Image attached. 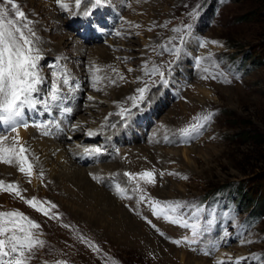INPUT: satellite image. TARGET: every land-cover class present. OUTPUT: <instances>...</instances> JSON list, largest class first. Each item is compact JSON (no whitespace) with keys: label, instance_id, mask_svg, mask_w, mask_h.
Instances as JSON below:
<instances>
[{"label":"rangeland","instance_id":"rangeland-1","mask_svg":"<svg viewBox=\"0 0 264 264\" xmlns=\"http://www.w3.org/2000/svg\"><path fill=\"white\" fill-rule=\"evenodd\" d=\"M66 1L74 10V1ZM16 2L31 22L29 26L35 32L33 40L40 55L47 57L39 62L48 83L40 85L44 89L38 97L47 98L53 80L51 68L64 66V61L71 72L70 80L87 79L83 87L80 84L77 87L78 96L72 101L73 115L67 119L81 130L84 138L82 143L79 140L81 146L99 143L101 151L107 150L108 155L100 159V154L92 151L86 154H90L87 160L94 159L93 155L99 160L86 162L87 156L81 154V150L76 155H82L78 166L88 169L107 164L110 168L119 161L118 155L126 164L124 168L131 173L135 170L136 174L141 165L126 160L124 151L136 144L151 146V139L160 128L163 129L160 136H164L151 151L159 163L158 176L150 192L140 194L144 198L142 203L132 206L130 199H125L133 189L130 179L127 191L121 194L111 186L125 189L122 182L126 177L114 179L113 183L111 180L97 184L109 192L116 191L111 192L115 196L110 198L114 205L116 201L121 203L120 213L113 210L111 199L96 205L91 199L83 200L85 193L74 197L67 193L65 186L60 191L51 187L50 173L55 177H73L77 171V166L67 158L64 163L53 157L48 174L42 172L41 176V172L36 175L33 171L31 183L25 175L21 174V179L17 172L11 173L12 166L0 163V169L9 172L8 177L0 180L18 184L26 199L36 197L57 206L44 205L49 209V215L45 216L16 196L0 192V211L19 210L41 225L33 231L44 241V246L32 253L26 251V264H264V206L258 192V185L264 183V0H107L89 19L105 22V25L115 19L113 27L119 29L121 35L107 36L100 43L88 20L73 16L71 11H62L56 0ZM196 8L198 15L192 19L189 13ZM80 20L85 21L88 29L83 36L85 23H80V31L76 29ZM188 24L193 25L190 32L184 30ZM63 41L67 47L58 57L51 52L52 46ZM77 42L87 46L82 62L76 61L78 57L71 50ZM202 42L208 43L200 47ZM48 45L51 47H46ZM98 46L118 54L116 72L124 71L129 75V79L123 76L125 87L137 84L149 87L145 101L138 108L131 106V109V101H116L102 84L105 76L92 71L95 64L90 57ZM176 49H180L179 55L175 54ZM154 63L153 68L165 73L166 86H160L158 74H151L153 68L144 73ZM77 71L83 75L78 76ZM91 73H98L101 81H94ZM59 77L62 96L66 85ZM136 90L133 94L138 95ZM152 92L156 95L150 97ZM54 103L57 102H51ZM94 104L96 106H91ZM77 105L81 107L79 111ZM109 108L118 121L103 133L100 127L110 114H106ZM53 110L54 107L45 109L38 105L28 111L30 117L27 119L25 114V122L29 127H20L18 132L20 129L29 132L35 125L46 124L49 115L45 112ZM209 114L211 118L204 120ZM128 116L137 118L135 130ZM192 125H199L197 132H181ZM89 126L98 130L85 137L83 128ZM126 130L136 135V144L117 141L118 137H125ZM78 138L77 135L67 139L74 150H79V144L75 145ZM104 139L111 140V150L106 144L100 145ZM20 142L27 147L26 142ZM29 147L27 156L35 168ZM144 171L139 170V173ZM134 188L139 190L138 186ZM151 200L183 204L185 207L176 212L169 210V215L182 218L189 226L154 216ZM125 216L134 220L137 217L143 222L140 225L143 237H134L128 226L124 233L113 229L115 220Z\"/></svg>","mask_w":264,"mask_h":264},{"label":"snow or ice","instance_id":"snow-or-ice-1","mask_svg":"<svg viewBox=\"0 0 264 264\" xmlns=\"http://www.w3.org/2000/svg\"><path fill=\"white\" fill-rule=\"evenodd\" d=\"M56 3L62 11H71L73 16H80L91 24L92 21L89 18L95 10L104 6L107 0H74V10L70 8L65 0H56ZM198 11V8L194 9L189 13V16L195 19ZM30 23L16 0H3L0 3V163L17 166L18 171L28 177V183H31L34 166L27 156L29 149L20 142L18 129L29 127L24 119L26 111L34 110L38 105H43L45 109H49L51 102L62 100L61 87L58 82L60 77L56 72L52 73L53 80L49 93L46 94L47 98L41 99L37 95L41 91L39 86L44 83L45 77L39 64L43 57L40 55V50L35 46L33 40L35 32L29 26ZM192 27L191 24L185 25L184 30L190 32ZM173 31L179 32L181 29H173ZM116 35H119V33H116ZM206 43L208 42H202L200 47H205ZM210 43L216 44L217 42L210 41ZM179 52L180 49L175 50L176 55H179ZM94 70L99 71L98 68ZM112 71L116 72L117 70L112 69ZM129 71L132 70L129 69ZM151 74L159 75L160 86L168 84L165 73L160 71L159 68L154 67ZM120 79H123V76H120ZM98 80L99 77H94V81ZM69 82L70 78L67 70H64L62 83L68 85ZM112 82L115 83V81ZM136 91L137 96L129 97L134 108H138L140 103L145 101L149 87L146 85ZM64 111L71 112V109L65 108ZM124 111L128 112L129 110L125 109ZM123 114L121 113V115ZM210 118L211 114L203 117L204 120ZM35 126L40 127V125ZM198 128L199 125H192L189 128L182 129L181 132L189 134L190 132H197ZM8 132L16 133V135L10 137L6 134ZM88 135L91 136L93 133L89 132ZM88 151V149H85V152ZM92 151L99 152L100 150L93 149ZM40 175L42 176L43 173L41 172ZM124 175L130 180L139 177L145 183H155L153 171L146 170L136 174L124 173ZM0 192H7L16 196L29 207L45 216L49 215V209L44 205H50L51 208L57 207L50 201H40L36 197L26 199L21 194L19 185L14 182L6 184L5 181L0 180ZM141 199L144 198L141 197ZM150 203L154 216L183 227L189 226L182 218H174L169 215V210L176 212L178 209L185 207L183 204L156 200H151ZM148 222L151 223V221ZM40 227L39 223L19 210L0 211V264H26L28 257H26L25 252L32 253L36 248L44 246V241L40 240L33 231L38 230ZM65 227L68 226L65 225ZM173 242L180 243V241ZM218 264H223V262H218Z\"/></svg>","mask_w":264,"mask_h":264},{"label":"bare ground","instance_id":"bare-ground-1","mask_svg":"<svg viewBox=\"0 0 264 264\" xmlns=\"http://www.w3.org/2000/svg\"><path fill=\"white\" fill-rule=\"evenodd\" d=\"M89 37H90L89 40L90 39L92 40V37L91 36H89ZM72 40H73V38H72ZM64 43L65 42L63 41V43L60 42V43H57V44L53 45L52 46L53 49H52L51 52L54 53L58 57H60V55H63L65 53V50H66V47H67V46L65 47ZM46 47H51V46L48 45ZM86 47L87 46L85 44H83L82 42H81V44H79V42H77L71 48L72 53H74V55L76 54L75 57H78L76 59V61H81L82 57L86 53ZM93 50H94V48H93ZM94 51L95 52L92 51V55H91L90 58L93 60V63L95 64V69L96 68L99 69V71H97V72H99V73H101V74H103L105 76L102 84H103L104 88H107L108 90H110L111 93L109 92V94H111L112 97L115 96L114 99H116V101L123 102V103L131 101L129 99V97L137 96L136 93L133 94L135 92L134 89H138V88L144 87V86L143 85H138V84L136 86L133 85L132 87L134 89H133L132 92H130L132 87H130V88L129 87H125L126 78L123 77V79H120V76H126L127 79H129V75H127L124 71L123 72L120 71L118 73L112 71V69H115V64L119 65L118 61L116 62V60H115V59H117L115 57L118 54L116 55L113 50H111L110 48H106L104 46L103 47L98 46L97 49L94 50ZM119 55H121V54L119 53ZM93 70L94 69H92V71ZM77 75L80 76V75H83V74L81 72H78ZM79 78H81V77H79ZM112 81H115V83H113ZM47 83L48 82H46V79H45L44 84H47ZM102 84H101V86H102ZM40 89L42 91V89H44V87L41 86ZM66 91L67 90L65 88L62 91L63 94ZM152 94H154V92H152L150 94V97H153V96L156 95V94H154L152 96ZM74 96H78V95L74 94ZM57 103H54V104H51V105L52 106H56ZM127 105H128V103H127ZM129 105H130V107L132 106V101H131V103L129 102ZM91 106H96V105L94 104V105H91ZM117 106L115 107L114 110L117 109ZM80 108H81L80 105L76 106V110L79 111ZM132 108L133 107H131V109ZM107 113H110V108L106 110V114ZM106 116H107L106 121L104 120L103 125H101V127H100V129L103 131V133H105V131L108 130L107 127L112 129L111 128L112 127L111 124H114V123L116 124V122L118 121V117L116 116V114H112V112L110 114H107ZM128 118H129V116H128ZM24 119H25V117H24ZM129 120L131 121V128L134 129V126L136 124L134 122L137 120V118L133 119V116H132V117L129 118ZM57 123L59 124V128H61V129H59V128L58 129H54L53 127H50V129L48 128L49 131L46 132V133L45 132H41V130L43 129L42 127L32 128V129L29 130V132L27 131L28 129L27 130L20 129L19 132H18L20 140L22 142H26L27 147L30 146L29 148L31 149L30 151H31V154L33 156L32 159H33V161H34V163L36 165L34 170H33L34 173L36 175H37L38 172H45V173L48 174L47 170L50 168V166H51L50 164H52L51 162H53V157H56V159H60V161L64 162V163H65L66 158H67L69 161H72V164H75L77 166L76 167L77 171H74V174L72 175L73 177H71V176H62V175H60L59 177H55V176H52V174L50 173L49 174V178H51L53 180L52 183H51V187H53L55 190H59L60 191V190H62L63 186H65V188L67 189V193L68 194L72 193L74 195V197L80 195L81 192L85 193L86 196L85 195L83 196V200L87 201V200L91 199V201L97 203L96 205H98V204L101 205V204H104L105 202L107 203V201L109 202L110 199H111L110 197H114L115 196V195L111 194V192L114 191V190L109 192L108 190H105L106 188L105 189L104 188H100L99 185H97V184L101 183V182H104V184L110 182L112 180V178H113L112 176H115L116 178L125 179L124 172L125 171H129V173H131V171L129 169H127V168H124V165L126 166V164L123 163V160H122L121 156H118V155L116 157L117 158L119 157V159H118L119 161L114 166L110 165V168L108 167L109 165H107V164L99 165L98 167H94L93 166V167H90L88 169H86L85 167L83 168V167L78 166L77 163L82 161V155H81V157H76V155L78 153H80V151L85 146H87V145L81 146L80 143H79V140L81 141V143H82V141H84V138L81 136L82 132H81V130L76 128L77 124L76 125L72 124V121L69 122L68 119L63 118L62 120H59ZM169 125H171V124H169ZM90 126L88 128H83V131L85 130V132H86V134L83 135V136H85V137L87 136L88 137L87 133H89V132L94 133V131L98 130L97 128L93 129ZM166 127L168 129H170L169 126H166ZM60 130H62V131H60ZM162 130L163 129L160 128L159 131H156V133H155L156 135H154L153 138L151 139V146L136 144V141H137L136 135L132 134V132L128 133L127 130L124 133L125 137L123 136V137H118L117 138V141H119L120 143L129 144V142L131 141L132 144H136L133 147L130 146L129 150L127 149L126 151H124L123 157L126 156L125 157L126 160L130 161V163L138 162V164L141 165L140 166L141 169H137L136 170L137 173H139V170L141 172V171H143L145 169V171L146 170L153 171L154 174H155V177L158 176L156 170L158 168L157 165H159V163H158V161H156L157 159L153 156L154 154L152 155L151 151L153 149H155V145L157 143H160V141L164 140V136H162V137L160 136V134H162L161 133ZM64 131H66L67 133L65 132L66 133L65 134ZM62 132H63V134H62ZM48 133H50V134H48ZM113 133H114V131H113ZM77 135L79 136V138L76 139L75 145L79 144V146H78L79 150H74L73 145L70 144V142L67 139L72 138V137L76 138ZM52 137L54 138V140H51ZM171 140H172V137H171ZM100 144H106L108 150L112 149L110 140L104 139L102 142H100ZM113 144H114V142H113ZM88 145H90V144H88ZM97 146H98V144L97 145L94 144V145H90L89 147H97ZM93 152H95V151H93ZM86 154H88V153L85 152V155ZM91 154H92V152H91ZM112 155H113V153H112ZM86 156H87L86 159L84 158L86 162H90V161L92 162V161H95L97 159L96 156L93 155L92 157H95V158L88 161L87 159L90 156V154L86 155ZM11 168H12L10 170L11 173H14V172L16 173L17 172V176L20 177L21 179H23L22 178L23 174L21 175V173L18 171V167L17 166L13 165ZM102 170H104L106 173L104 174V171H102ZM118 170H121V172H119ZM134 172H135V170H133L132 173L135 174ZM8 174H9V172H7L5 169H0V178L1 179L8 177ZM47 174H46V176H47ZM94 177H95V179H94ZM71 178H75V180L74 179L72 180ZM131 181H129V180L128 181H125V180L123 181V182H126V183L127 182H131L132 185H133V187H132L133 189L131 191V195L127 196L128 199L127 198H125V199L126 200L130 199L129 202L131 203V205L132 204L135 205L136 203L139 205V202L142 203L140 194H144V192H147V191L150 192L149 188H150V186L152 184L145 183L143 180H140L139 177H137L135 180H131ZM72 182L74 183V185L76 187L72 184ZM134 185L139 187L138 191L140 193L137 191L136 188H134ZM114 192H116V191H114ZM118 193H120V192H118ZM116 198H118V197H116ZM116 198H114V199H116ZM112 201H114V200L111 199V205L113 204V206H114L113 210L114 211L118 210V212L120 213L122 211L121 203L119 201H116V205L118 204V206H116V205H114V202L112 203ZM125 211L126 210H124V212ZM126 214H127V212H126ZM115 221H117V222H116V224H113V229L116 230V228H117V230H121V232L124 233L125 226H128L127 229L130 230V234H132L134 237H139V238L143 237V230L142 231L140 230V225L142 226L143 222L140 221L139 218L136 217V220H134L130 216H125L124 218L120 217L118 220H115ZM121 227H122V229H120Z\"/></svg>","mask_w":264,"mask_h":264},{"label":"trees","instance_id":"trees-1","mask_svg":"<svg viewBox=\"0 0 264 264\" xmlns=\"http://www.w3.org/2000/svg\"><path fill=\"white\" fill-rule=\"evenodd\" d=\"M258 192L261 193L260 196H262L264 206V183H260V185H258Z\"/></svg>","mask_w":264,"mask_h":264}]
</instances>
